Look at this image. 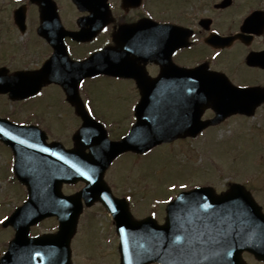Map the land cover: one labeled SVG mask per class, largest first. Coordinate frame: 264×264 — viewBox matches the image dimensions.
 <instances>
[{
    "label": "flooded vegetation",
    "instance_id": "1",
    "mask_svg": "<svg viewBox=\"0 0 264 264\" xmlns=\"http://www.w3.org/2000/svg\"><path fill=\"white\" fill-rule=\"evenodd\" d=\"M7 2L6 5L0 4V69L6 70V76L16 71L32 72L45 67L50 68L52 75L59 76L64 73V68L69 69V64L104 52L106 72L84 78L80 93L84 111L100 122L113 140L125 136L137 121L135 109L140 102V89L153 94L155 90H185L201 77L207 80L208 73L216 74L218 79V111L224 114L239 103L246 111L231 114L212 128L222 131L231 129L238 122H245L249 130L251 123L264 121V0ZM86 32L88 36L83 40L69 35ZM18 39L21 44L17 48L14 41ZM4 49L12 52L5 51L8 54L4 55L1 52ZM199 82L202 83L199 80L196 84ZM56 83H45L39 93L24 100L11 101L6 95H0L8 103L6 112L0 109V117L18 124L38 126L45 133L47 144L58 143L65 151H71L82 119ZM98 83L126 91V96L105 102L91 99L85 96L84 91L81 92L85 84ZM45 106L54 108L53 112L46 114L48 109ZM214 115L212 110L206 109L202 111L201 119L209 120ZM31 142L41 144L36 139ZM5 150L12 161L11 152L7 148ZM255 154L262 156V163L254 167L263 170L254 175L258 182L244 176L242 181L228 183L220 190L212 187L214 195L208 194L203 199L216 198L217 201L209 203L211 207L203 233L187 236L188 242L203 246L199 255L202 264H240V195L239 192L226 194L232 184L244 186L261 208L260 211L254 210V214L257 213L254 219L256 227L247 239L251 246L264 250V153L262 155L257 150ZM125 155L138 157L133 154L122 156ZM255 159L251 158L249 164H254ZM78 160V156H73L74 163ZM239 173L243 176V171L239 170ZM82 187L79 182L64 184L62 191L70 195ZM229 196L234 198L231 210L230 204L222 202ZM102 212L107 214L104 209ZM95 215L102 214L93 213L92 208L83 209L78 228L82 222L89 225L90 221L96 220ZM157 222L161 224L164 220ZM113 228L112 222H108L109 231ZM56 229L57 220L48 218L32 227L31 235L53 233ZM5 231L12 238L13 230L7 228ZM242 258L245 264H264V257L256 258L247 252L242 254ZM71 263L75 264L73 257Z\"/></svg>",
    "mask_w": 264,
    "mask_h": 264
},
{
    "label": "water",
    "instance_id": "2",
    "mask_svg": "<svg viewBox=\"0 0 264 264\" xmlns=\"http://www.w3.org/2000/svg\"><path fill=\"white\" fill-rule=\"evenodd\" d=\"M99 56L98 59H94L92 62L88 60L82 64H73L70 69L64 68V73H60L59 76L52 75L48 67L32 74L23 75L19 73L15 75L13 78L15 80H27L29 76H33L31 79L35 81V86L30 88L24 86L19 89L13 88L6 84L5 75L0 73V92L9 90L13 98H24L33 94L37 88L46 82H57L63 86L68 100L78 106V103L75 102L77 100L76 86L78 80L85 75L83 71L86 67L91 71L96 69L93 74L106 72L103 61L104 52L100 53ZM212 77H208L207 87L186 90L185 100L174 96L173 90H155L153 96L147 99L145 90L141 89L143 102L140 108L152 104L154 107L161 108L158 111L159 114L149 112V115L146 113L145 118L141 119L140 115H143L146 109L148 110V106L145 110H142L139 113L137 126L128 137L117 143L106 142L107 144L103 145L101 148L102 159L98 161L96 166L88 162V158H85L82 154L85 148L91 150V147L98 143L96 138H80V134H77L74 137L75 149L60 152L67 155L66 157L69 158L67 159L51 150L44 152L40 150V147L32 146V139L23 140L22 138L30 136L27 133L28 131H31V133L36 132L33 128L12 126L0 121V138L12 147L15 155L14 168L16 175L22 183L27 185L29 192L28 201L18 208L5 223V225L10 224L14 227L15 237L10 242L8 251L0 264H69V241L74 233L77 217L81 212L79 198H83L87 206L96 200L101 201L106 209L111 211L117 225L129 229L126 230V233L125 230L120 232L121 243H123L120 251L124 258V264H147L153 260L174 264L171 261L172 258H186L190 256L188 253L196 250H199L201 254L203 246L200 244L195 246L194 242H188L187 236L192 237L196 233H203L204 223L211 207L209 203L212 204L213 201H217L216 198H213L214 200L208 198L211 200L203 202L204 197L207 196V190L196 189L182 193L176 204L178 210L174 212V207L168 209L167 222L164 226L156 227L152 220L145 219L137 225L130 224V226H133L130 229L126 228L129 217L125 213L126 206L123 209L109 195L108 189L102 181V175L111 160L121 152L132 150L143 153L163 142H169L178 137L194 136L206 125L216 124L229 114L246 112L242 109L244 105L239 103L223 115L219 114L218 101L215 95L217 89H215V79ZM173 98H176L174 104L171 103L174 101ZM183 102L190 105L189 114L191 117L186 119L187 125L179 127L177 126L178 116H176L179 111L176 108ZM208 107L216 112V118L210 122L202 123L199 121L201 111ZM164 109L169 110L165 112ZM11 132L15 133L9 135ZM32 137L35 139L34 135ZM83 140L88 143L81 144L80 142ZM94 151L95 154L98 153V148L94 147ZM73 155L80 157L77 163L71 161ZM75 165L79 166L75 168ZM76 180L85 181L86 187L84 190L74 198H63L60 194L62 182H75ZM237 190L238 188L233 187L229 195H233ZM196 197L198 199L194 201ZM231 197L218 201H226L230 204L229 210H231L234 199ZM239 202L241 236L239 252L241 253L243 250L252 251L247 247L244 248L242 238L254 229V219L257 217V213L254 214L256 206L248 194L241 195ZM49 215H56L60 221V232L57 236L49 239L48 237L28 238L29 226ZM192 241L194 240L192 239ZM187 245L192 246L187 247ZM122 262L121 264H123ZM201 262V256H198V258H195L194 264H201ZM240 264L243 263L240 262Z\"/></svg>",
    "mask_w": 264,
    "mask_h": 264
},
{
    "label": "rangeland",
    "instance_id": "3",
    "mask_svg": "<svg viewBox=\"0 0 264 264\" xmlns=\"http://www.w3.org/2000/svg\"><path fill=\"white\" fill-rule=\"evenodd\" d=\"M7 1L12 0H0V4L6 5ZM14 44L18 48L17 45L21 42L18 39ZM5 51L12 52L11 49L1 52L8 54ZM83 91L85 96L105 102H113L126 96V91L105 83L85 84L81 92ZM7 105L0 96L2 112L7 111ZM45 108L48 109L46 114L54 109L49 106ZM35 110L38 111L39 108L35 106ZM63 121L66 123V120ZM259 124L261 127L257 128ZM247 125L248 123L245 125V122H238L229 129V133L225 130L214 132V129H209L203 137L192 142H177L157 147L142 159H136L137 161L131 156H124L106 172V181L118 197L131 195L132 202L134 201L133 214L136 218L152 214L153 210L148 206L151 199H165L172 194L168 190L172 186L177 192L184 187H194L193 185L211 186L220 190L228 183L242 181L244 176L252 177L258 182L254 175L263 170L254 167L262 163V156H255V165L250 163L243 168L242 163L249 161L256 150L263 155L264 149L258 148L264 147V121L251 123L249 130ZM235 158H240L236 165L233 163ZM8 160H11L9 154L0 146V219L21 206L26 197L22 187L10 179ZM239 169L241 173L243 171V176L234 173L233 170L239 172ZM164 207L162 205L154 210L159 222L164 220ZM92 209L93 213L99 212L102 215H95L96 220L90 221L89 225H84L83 222L79 225L77 236L72 241L73 261L75 264H118V240L113 229L108 230V222L110 224L112 221L110 222L107 214L103 215L102 207L96 204ZM10 240L8 231L0 228V251L7 249Z\"/></svg>",
    "mask_w": 264,
    "mask_h": 264
}]
</instances>
